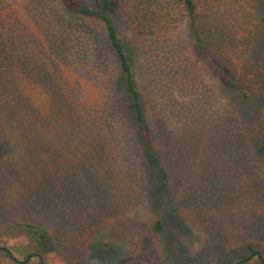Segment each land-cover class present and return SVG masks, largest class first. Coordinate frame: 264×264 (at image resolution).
Wrapping results in <instances>:
<instances>
[{
    "label": "rangeland",
    "instance_id": "obj_1",
    "mask_svg": "<svg viewBox=\"0 0 264 264\" xmlns=\"http://www.w3.org/2000/svg\"><path fill=\"white\" fill-rule=\"evenodd\" d=\"M197 1L195 21L141 38L111 0L152 168L103 21L75 9L101 0L0 5V247L42 264H236L252 243L264 259V0Z\"/></svg>",
    "mask_w": 264,
    "mask_h": 264
},
{
    "label": "trees",
    "instance_id": "obj_2",
    "mask_svg": "<svg viewBox=\"0 0 264 264\" xmlns=\"http://www.w3.org/2000/svg\"><path fill=\"white\" fill-rule=\"evenodd\" d=\"M49 0H0V5L3 3H27V2H48ZM60 1V0H58ZM230 2L237 3L239 0H229ZM60 3V2H59ZM61 4V3H60ZM120 10L122 14V20L127 30L131 31L138 37H147L157 35L161 32L174 29L187 17L191 21H195L202 11L201 5L197 0H119ZM62 6V4H61ZM111 6V0H101L100 4L95 7H89L85 4L77 3L75 9L80 16H97L104 24L107 37L110 45L117 56L120 73L122 80H124L128 95L130 97L129 108L133 112L135 127L137 131V137L143 154L146 156L149 167L152 168L154 160V152L150 143L148 130L145 122V115L143 112L142 95L137 89L133 75L132 65L129 61L124 46L117 34L115 25L109 16V8ZM64 7V5L62 6ZM264 23V17H260L256 26ZM241 34V33H240ZM206 60H210L206 55ZM259 151L264 156V141L259 147ZM29 231L33 232L38 240L44 237V229H36L32 227V224L28 223ZM152 231L163 236V222L161 218H156L151 221ZM166 246V244H165ZM244 248L248 252H241V260L236 264H247L250 259L256 257L262 263L261 253L252 243H246ZM0 250H5V263L4 264H42L40 260L38 263L31 261L28 256L24 260L16 259L9 250L4 247H0ZM167 246L166 252L167 256Z\"/></svg>",
    "mask_w": 264,
    "mask_h": 264
}]
</instances>
